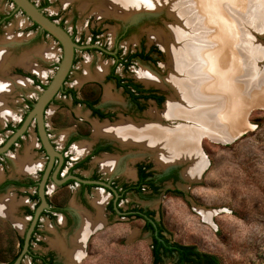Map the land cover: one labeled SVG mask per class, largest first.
<instances>
[{
	"label": "flooded vegetation",
	"instance_id": "flooded-vegetation-1",
	"mask_svg": "<svg viewBox=\"0 0 264 264\" xmlns=\"http://www.w3.org/2000/svg\"><path fill=\"white\" fill-rule=\"evenodd\" d=\"M45 2L48 3V0L43 3ZM13 11L17 10L14 8ZM11 14L12 12L0 14V27L9 21ZM75 23L73 19L68 26L58 24L77 47L74 48L72 64L62 88L46 108V111L51 108L50 129L46 125L45 113V129L49 142L62 158L56 179L64 182L56 184L52 179L59 166V159L54 158L44 187L47 208L37 218L27 250L22 254L34 212L41 203L38 195L39 183L48 164V157L40 144L36 128L31 126L37 144L36 152L42 154L44 161L27 159L28 165H21L23 168L19 166L20 177L0 178V202L4 201V204L9 205L6 213L0 212V264H14L20 256L18 264H66L64 255L53 243L62 240L70 248L71 239L81 228L82 216L90 220L96 218L98 211L94 204L100 197L103 198L99 213L100 225L87 229L83 252L87 241L96 230L113 219L122 222L138 221L141 222V232L150 240L151 257L152 251L158 246L160 261L156 264H161L167 257L175 258V264H178L176 252L170 256L165 252L166 246L172 247L178 242L167 236V230L161 219L156 218L155 210L142 206L134 198L148 200L158 196L168 182L173 185L178 181L185 182L183 174L189 163H163L158 158L161 150L156 146L149 149L126 143L114 136H96L94 133L96 124L109 127L118 124L131 127L147 125L170 130L180 125V120L169 119L165 114L167 103L178 100L165 80L168 76L165 68L167 56L149 36L146 40L132 36L139 20L120 25L111 35V44L103 37L105 26L101 23L89 24L88 21L87 33H78ZM31 25L33 30H37V37L48 36L59 46L49 34L41 31L32 22ZM131 36L134 39L125 43L128 48L124 51L123 40L132 38ZM130 45L133 48L129 49ZM161 60L164 63H159ZM146 72H150L158 82L154 79L152 83L147 80L144 77ZM15 73L30 80L41 90L48 85H42L36 76L21 70H16ZM60 113L64 119L62 125L67 131L61 140L56 141V137L53 139L50 133L58 127ZM16 127L6 124L0 131H9L11 134L14 131L8 128ZM29 130L8 152L0 155L2 169L7 162V153L22 143ZM168 192L182 195L177 189ZM55 221L62 232L58 233L56 229L49 227L50 237L43 239L42 224L47 222L51 225ZM44 245L48 247L43 249Z\"/></svg>",
	"mask_w": 264,
	"mask_h": 264
},
{
	"label": "rangeland",
	"instance_id": "rangeland-1",
	"mask_svg": "<svg viewBox=\"0 0 264 264\" xmlns=\"http://www.w3.org/2000/svg\"><path fill=\"white\" fill-rule=\"evenodd\" d=\"M30 1L57 24L68 26L75 19L78 33H87L88 21L89 24L101 23L105 26L103 37L109 44L112 33L131 20H139L132 36L143 40L149 36L155 41V37L150 34L160 29L165 30V24L172 23L163 10L119 19L94 13V5L97 4L95 0H48L47 6L43 5L44 0ZM171 1L173 0H169V3L172 7ZM257 4L261 15V18L258 16V24L253 20L245 21V25L241 22L242 26L239 24L242 32L246 28V45L242 54L249 66L248 71L251 72L247 80L251 84L264 75L263 56L257 73L253 76L254 61L258 62L261 59L260 51H264V0L244 2L245 8H250V13ZM165 8L167 10L166 5L162 9ZM13 10L11 2L0 0V14L12 12L9 21L0 27V44L8 43L10 60L27 54L38 71L9 63L6 77L20 79L23 84L15 83L9 95L4 98L9 117L0 119V128L6 124L16 127L42 91L15 71L21 70L36 76L46 86L62 55L60 47L50 37H37V30L32 29L31 22L20 11ZM256 26L258 29L254 32L253 28ZM133 39L134 37L123 40L124 51L128 48L125 43ZM130 48L133 46L130 45ZM39 51L46 53L37 55ZM252 51L258 52V58ZM161 62L164 63V60L159 63ZM165 68L166 75L173 73L168 67ZM50 110L48 108L46 111V125L49 129L52 127ZM57 121L59 125L50 133V137H56V141H59L67 131L62 125V113ZM242 123L240 134L230 140L215 141L201 134L198 148L204 166L195 178L189 181L184 179L185 182L178 181L175 185L168 182L158 196L148 200L134 198L142 206L155 210L156 218L161 219L171 240L194 246L198 252L215 256L219 264H264V107L248 103L244 108ZM32 129L30 128L19 146L7 153V162L3 169L0 167V178L20 177L18 161L24 165H28L27 159L44 161L42 154L36 152L37 144ZM9 134V131L0 133V144ZM176 189L182 192L181 196L168 192ZM49 227L56 229L58 233L62 232L57 221L51 225L45 222L41 227L42 238L45 240L50 237ZM47 247L44 245L42 248ZM77 264H152L150 240L141 232V222L113 219L91 236ZM161 264H175V258H164Z\"/></svg>",
	"mask_w": 264,
	"mask_h": 264
},
{
	"label": "bare ground",
	"instance_id": "bare-ground-1",
	"mask_svg": "<svg viewBox=\"0 0 264 264\" xmlns=\"http://www.w3.org/2000/svg\"><path fill=\"white\" fill-rule=\"evenodd\" d=\"M95 1V10L99 14L119 19H126L138 13L140 15L163 10L172 20V23L165 24V30L160 29L150 35L155 37L167 55L166 66L173 71L165 80L174 90L173 96L178 100L167 103L166 117L180 120V125L171 130L147 125L131 127L118 124L109 127L96 124L95 135L114 136L126 143L142 145L149 149L156 146L161 150L158 158L163 163H189L183 177L195 178L204 166L198 148L201 134L215 141L230 140L240 134L242 115L248 103L264 107V75L262 74L254 84L247 81L251 72L248 71L249 66L242 54L246 45V28L243 32L239 29L241 22L245 25V21L253 20L252 22L258 24V16L261 18L258 4L254 5L250 13V8L247 9L244 5L248 0H173L172 7L169 0ZM164 5L167 10L162 9ZM259 22L261 23V20ZM256 29L258 26L253 28V31L256 32ZM8 46V43L0 44V119L9 117L4 98L9 95L15 83L23 84L20 79L6 77L9 63L38 71L27 54L10 60ZM252 52L258 58V52ZM45 53L46 51H39L36 54ZM263 56L264 51L261 50V59L254 61L253 76L256 75ZM146 73L144 77L151 83L152 79L156 80L150 72ZM17 163L23 165L19 161ZM102 200L100 197L95 201L98 214L94 220L82 216L81 228L76 230V236L71 239L70 248H67L62 240L53 243L64 255L66 264H77L83 256L89 227L100 225ZM3 202H0V212L6 213L9 205Z\"/></svg>",
	"mask_w": 264,
	"mask_h": 264
},
{
	"label": "water",
	"instance_id": "water-1",
	"mask_svg": "<svg viewBox=\"0 0 264 264\" xmlns=\"http://www.w3.org/2000/svg\"><path fill=\"white\" fill-rule=\"evenodd\" d=\"M14 6L15 10H19L28 18L33 24L37 25L43 32L49 34L56 40L61 48V59L58 63L55 73L53 74L48 85L39 93L37 99L32 104L31 109L27 112L20 126L12 132L6 141L0 146V155L5 154L9 151L10 147L13 146L18 139H21L24 134L29 130L31 126H35L36 133L39 138L40 144L48 157V164L43 173L41 181L39 183L38 195L41 200L40 205L34 212L33 220L26 234L22 254L26 252L28 246V240L30 234L34 228V225L43 209L47 208V204L44 197V187L49 174L54 158L59 159V166L52 176L53 181L56 184H61L64 181H58L56 179V173L61 165V155L56 153L54 148L49 142L46 129H45V113L48 104L62 88L63 82L70 70L73 51L77 46L72 42L71 38L65 33V31L54 21L50 20L42 11L36 7L30 0H9ZM222 142V141H221ZM228 143V142H223ZM71 178V177H70ZM75 179V178H72ZM77 180V179H75ZM21 256L14 262L18 264Z\"/></svg>",
	"mask_w": 264,
	"mask_h": 264
},
{
	"label": "trees",
	"instance_id": "trees-1",
	"mask_svg": "<svg viewBox=\"0 0 264 264\" xmlns=\"http://www.w3.org/2000/svg\"><path fill=\"white\" fill-rule=\"evenodd\" d=\"M44 5L47 6L48 3L45 2ZM31 106L32 105L30 104L29 109H31ZM19 126L20 124L17 127ZM16 128L13 129L8 128V129L14 131ZM158 245L160 246V243H158ZM157 247L158 246H156L155 249L152 251L153 264H156L160 261V258L158 257ZM165 252L169 256L171 255V253L176 252L178 254V259H177L178 264H219V261L215 256L198 252L194 246L181 245L175 243L174 245H172V247L166 246Z\"/></svg>",
	"mask_w": 264,
	"mask_h": 264
}]
</instances>
